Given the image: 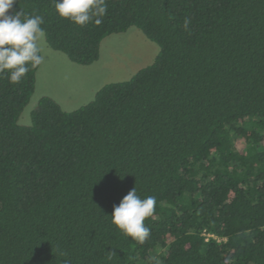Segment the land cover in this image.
<instances>
[{
    "label": "trees",
    "instance_id": "obj_1",
    "mask_svg": "<svg viewBox=\"0 0 264 264\" xmlns=\"http://www.w3.org/2000/svg\"><path fill=\"white\" fill-rule=\"evenodd\" d=\"M105 2L86 26L13 5L79 66L131 27L159 51L76 110L42 96L25 126L40 66L0 73V264H264V0ZM134 187L157 198L143 242L110 217Z\"/></svg>",
    "mask_w": 264,
    "mask_h": 264
},
{
    "label": "clouds",
    "instance_id": "obj_2",
    "mask_svg": "<svg viewBox=\"0 0 264 264\" xmlns=\"http://www.w3.org/2000/svg\"><path fill=\"white\" fill-rule=\"evenodd\" d=\"M17 0H0V73H7L9 82L18 84L31 70L45 61L41 42L46 33L41 15L24 16L22 11L12 12ZM59 18L75 25L86 26L100 23L108 6L105 0H52ZM190 20L185 18L187 30ZM157 198L138 196L136 188L130 190L118 205H114L111 223L122 234L143 242L151 229L145 220L155 211Z\"/></svg>",
    "mask_w": 264,
    "mask_h": 264
},
{
    "label": "rangeland",
    "instance_id": "obj_3",
    "mask_svg": "<svg viewBox=\"0 0 264 264\" xmlns=\"http://www.w3.org/2000/svg\"><path fill=\"white\" fill-rule=\"evenodd\" d=\"M44 63L36 74L35 90L23 109L18 123L30 125L31 112L42 96L54 99L63 110H76L93 100L104 85L129 80L151 65L159 48L140 30L107 36L100 45L99 59L90 66L72 63L64 54L52 50L45 38L41 42Z\"/></svg>",
    "mask_w": 264,
    "mask_h": 264
}]
</instances>
